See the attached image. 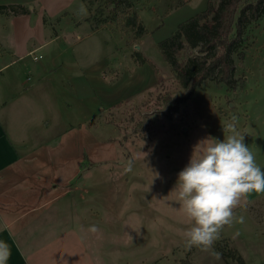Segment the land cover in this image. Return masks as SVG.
Instances as JSON below:
<instances>
[{
    "label": "rangeland",
    "instance_id": "rangeland-1",
    "mask_svg": "<svg viewBox=\"0 0 264 264\" xmlns=\"http://www.w3.org/2000/svg\"><path fill=\"white\" fill-rule=\"evenodd\" d=\"M185 1L138 0L135 10L146 31L135 38L124 26L122 15L99 29L94 28L95 22L108 13L101 0H0V4H12L17 11L23 8L28 11L10 16L0 14V42L11 50L2 54L0 47V62L20 57L17 64L3 73L14 70L17 73V68H21L22 77L26 74L37 77L39 73L54 79V84L33 90L36 94L25 98L27 106L23 104L31 109L27 116L31 113L35 116V101L45 104L46 118H50L46 127L44 123L31 127L33 121L24 120L21 100L6 106L17 111L16 129L20 130L18 124L23 120L22 124H28L35 147L38 143L34 139H40L35 152L41 151L45 157L31 163L34 166L27 185L46 189L41 193L33 186L30 199L54 195L80 199L79 212L72 210L79 208L78 203L71 205L62 200L58 207L65 203L64 210L55 224L59 231L73 230L82 245L90 246L91 253L95 249L98 264H182L181 259L195 264H234L220 256L217 259L211 252L185 247L183 232L189 221L172 190L193 150L194 154L198 151L194 147L209 137L223 140L229 134L223 132V126L233 116L237 117L238 131L245 134L244 143L264 170V16L248 35L247 48L233 55L236 86L228 89L225 84L206 80L188 100L179 104L177 111L170 112L164 99L179 98L183 91L171 74L158 42L169 36L179 23L202 11L207 2L191 0L181 5ZM141 50L146 53L141 52L147 65L136 74L126 72V75L140 76L144 82L151 74L158 75L154 86L134 92L138 84L129 82L114 100L116 90L107 88L105 82H108L98 77L91 80L92 97L71 99L72 81L67 80V75L77 73L84 77L83 70L91 66L106 64L115 55L125 62L130 57L125 56L126 52L133 57L135 51ZM29 53L42 57L35 61ZM197 53V48L186 45L178 53V59L183 62ZM117 64L124 66L126 62L117 61ZM130 92L131 96H127ZM54 101L69 103V106L65 104L64 115L70 111L74 114L72 119L80 122L66 129L57 141L52 129ZM45 130L48 133L44 134ZM36 163L41 174L36 171ZM128 165L131 171L126 172ZM152 171L159 173L160 178L153 180ZM72 187L77 189L69 190ZM63 190L67 191L61 193ZM16 194L24 195L20 187L16 188ZM58 201L50 202L52 210ZM234 211L237 218L244 217V223L234 221L232 226H225L215 243L225 247L227 239L228 247L236 249L247 264H264V194H250L246 206L242 202ZM92 225L99 231H88Z\"/></svg>",
    "mask_w": 264,
    "mask_h": 264
},
{
    "label": "crops",
    "instance_id": "crops-1",
    "mask_svg": "<svg viewBox=\"0 0 264 264\" xmlns=\"http://www.w3.org/2000/svg\"><path fill=\"white\" fill-rule=\"evenodd\" d=\"M189 1L191 0H186L181 5H185ZM0 47L3 50L2 54L7 51L11 52L2 42H0ZM140 47H143V44H140ZM140 52L146 55L144 50ZM127 54L130 57L125 61L126 65L124 66L117 64V61L125 62L115 55L112 57V61L108 60L106 64L94 65L89 70H83L85 71L84 77L77 73L76 75L74 74L75 76L67 75V80L72 81V83H69L71 99L80 101L82 97H92L94 84L91 83V80L96 81L98 77H101L104 82H108H105L107 88L111 87L113 88L112 91L116 90L113 93L114 100L123 93V86L128 87L129 82L138 84L134 92L138 88L145 89L154 86L159 80L158 75L154 77L151 74L150 78H147L145 82L140 76L133 75L134 77H129L126 75V72L136 74L139 68L147 65L146 63L136 64L131 53L126 52V57ZM19 59L20 57L15 58L13 56L7 61L0 62V241L6 242L10 248L11 256L8 264H98L95 249L91 253L90 246L82 245L79 240L80 237H77L73 230L59 231L55 224L61 215V211L64 210L62 206L65 203L58 207L60 202L66 200L71 205L78 203L79 208L71 206V209L74 207L72 210L79 212L81 210L80 199L74 198L75 201L70 197L64 199L63 195H54L45 199L34 197L32 201L30 199L33 186L38 187L41 193L46 189V187L27 185L32 175L31 169L34 166L31 163L43 160L45 157L43 152H35V148L39 149L40 139H34L38 143L35 147L32 138L29 136L28 124H22L23 120L20 121L21 125L18 124L20 130L16 129L14 122L18 123L16 120L17 111L16 109L12 111L6 106L10 103L12 105L16 104L19 102L18 100H21L22 106H27L28 101L25 98H31L32 95H35L34 91H38V88H43L49 83L54 84V79L49 80V78L39 73L37 77L29 76V74L22 77L21 68H17V73H14L15 70L12 73H3L7 67L17 64ZM120 68L123 69L120 70ZM74 80H77L76 84ZM131 94L130 92L127 96H131ZM35 102V107H33L36 112L35 114L33 113L35 116H32V113L31 116H27L31 111L29 107L24 106L22 109L24 112L21 113L25 115L24 120L27 119L29 121L31 119L33 121L31 127H39L42 123H44L43 127H46L50 118H46L45 104L42 105L40 101ZM65 104L67 106L70 105L67 102L62 104L60 101H54L56 111L55 123L53 121L55 125L52 126V129L55 131L53 135L56 134L54 136L56 141L66 129H72L80 123L72 119L74 114L71 115L70 111H68L67 115H64ZM201 120L203 121L202 117ZM25 128L26 131H22ZM218 129L219 126L214 130L217 131ZM45 131L44 134L48 133L47 130ZM31 135L33 134L31 133ZM35 166L37 171L38 163ZM37 173L41 174L38 171ZM18 187L21 188L24 195L18 196L16 194V188ZM55 189L56 187H54ZM71 189L75 191L77 187H72L69 190ZM65 191L67 190H63L61 193H65ZM55 201H58L57 207L55 209L53 207L52 210L50 204ZM51 220L56 222H50Z\"/></svg>",
    "mask_w": 264,
    "mask_h": 264
},
{
    "label": "trees",
    "instance_id": "trees-1",
    "mask_svg": "<svg viewBox=\"0 0 264 264\" xmlns=\"http://www.w3.org/2000/svg\"><path fill=\"white\" fill-rule=\"evenodd\" d=\"M85 1V0H82ZM108 9L107 15L94 28L108 23L115 16L122 15L125 27H128L135 38L141 37L146 29L140 20L135 5L138 0H101ZM22 9L17 11L12 4H0V14H26ZM264 16V0H207L205 8L179 23L169 36L158 42V47L164 60L170 67V72L180 85L183 95L176 99H164L165 108L175 112L179 104L188 100L195 89L206 80L225 84L228 89L236 86L234 78V54H240L247 48L246 40L252 29L259 26V20ZM90 21V19H87ZM250 26V27H249ZM245 32L247 35H245ZM129 41H126L127 44ZM197 48L196 55L187 57L183 62L178 59V53L184 46ZM134 61L145 63L140 51L133 53ZM242 57V55H240ZM151 66L153 64L149 62ZM154 71L157 68L152 67ZM229 240L225 247L218 242L214 244L216 252L224 260H232L234 264H247L236 249L229 248ZM182 264H195L188 259H181Z\"/></svg>",
    "mask_w": 264,
    "mask_h": 264
},
{
    "label": "clouds",
    "instance_id": "clouds-1",
    "mask_svg": "<svg viewBox=\"0 0 264 264\" xmlns=\"http://www.w3.org/2000/svg\"><path fill=\"white\" fill-rule=\"evenodd\" d=\"M80 11L85 12L83 6ZM223 132L229 133L223 140L209 137L194 147L198 151L194 154L193 150L172 190L189 221L183 232L185 247L211 252L217 259L220 253L214 251L213 245L223 228L234 221L244 223V217L237 218L234 210L242 202L246 206L250 194H264V170L244 143L245 134L237 129V117L223 126ZM125 171H131V165ZM153 173V180L160 178L159 173ZM88 231L96 233L99 229L92 225ZM10 256L8 244L0 241V264H8Z\"/></svg>",
    "mask_w": 264,
    "mask_h": 264
},
{
    "label": "built area",
    "instance_id": "built-area-1",
    "mask_svg": "<svg viewBox=\"0 0 264 264\" xmlns=\"http://www.w3.org/2000/svg\"><path fill=\"white\" fill-rule=\"evenodd\" d=\"M29 54L32 56V59L35 60V61L39 60L42 57V55H35V54H32V53H29Z\"/></svg>",
    "mask_w": 264,
    "mask_h": 264
},
{
    "label": "water",
    "instance_id": "water-1",
    "mask_svg": "<svg viewBox=\"0 0 264 264\" xmlns=\"http://www.w3.org/2000/svg\"><path fill=\"white\" fill-rule=\"evenodd\" d=\"M135 47H136V49H138V48H139V46H137V45H136Z\"/></svg>",
    "mask_w": 264,
    "mask_h": 264
}]
</instances>
